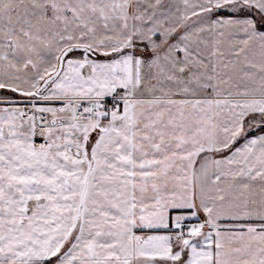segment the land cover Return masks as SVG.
Segmentation results:
<instances>
[{
	"label": "snow or ice",
	"instance_id": "1",
	"mask_svg": "<svg viewBox=\"0 0 264 264\" xmlns=\"http://www.w3.org/2000/svg\"><path fill=\"white\" fill-rule=\"evenodd\" d=\"M0 264H264V0H0Z\"/></svg>",
	"mask_w": 264,
	"mask_h": 264
}]
</instances>
